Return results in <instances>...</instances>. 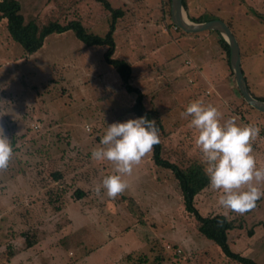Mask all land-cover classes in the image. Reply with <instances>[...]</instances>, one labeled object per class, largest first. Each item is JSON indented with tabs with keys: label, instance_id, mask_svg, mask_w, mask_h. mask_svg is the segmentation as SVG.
<instances>
[{
	"label": "rangeland",
	"instance_id": "obj_1",
	"mask_svg": "<svg viewBox=\"0 0 264 264\" xmlns=\"http://www.w3.org/2000/svg\"><path fill=\"white\" fill-rule=\"evenodd\" d=\"M18 1L23 20L40 25L55 18L61 24L79 19L89 32L103 36L111 19L93 0H65L58 9L55 0ZM197 9L188 8L187 15L220 11L225 20L231 16L226 10L240 13L242 25L250 27L249 32L244 29L247 34L259 32L251 49L264 56V0H202ZM123 10L113 32V56L132 62L133 85L145 93L147 108L159 110L168 130L162 156L180 166L197 161L204 167L195 146L198 130L190 126V118L180 116L190 102L203 99L220 110L222 122L236 113L240 125L261 128L253 154L264 164V155L256 153L259 142L264 146V115L241 103L236 86L237 96H220L195 79L197 54L213 55L216 33L204 38L206 31L189 35L174 30L163 12L165 4L158 12L138 3ZM105 49L84 45L69 30L48 34L37 51L24 55L0 18V127L14 151L7 170L0 171V264H152L157 259L159 264H239L198 233L172 173L154 166L150 154L125 177L129 187L122 195L111 199L106 190L96 195L95 186L114 173V165L93 160L91 151L100 146L108 125L137 118L128 111L131 95L103 60ZM213 65L223 64L217 58ZM76 188L85 192L80 199L73 196ZM132 195L140 214L122 198ZM218 197L208 185L195 196L194 205L201 215L223 214ZM228 217L243 226L227 233L231 250L264 264V197L253 210L229 212ZM251 225L254 233L248 236ZM22 234L39 243L26 249ZM127 254L132 261L125 260ZM143 256L146 263L134 261Z\"/></svg>",
	"mask_w": 264,
	"mask_h": 264
},
{
	"label": "clouds",
	"instance_id": "obj_2",
	"mask_svg": "<svg viewBox=\"0 0 264 264\" xmlns=\"http://www.w3.org/2000/svg\"><path fill=\"white\" fill-rule=\"evenodd\" d=\"M198 130L195 146L201 153L204 174L211 189L219 193L218 205L228 213L243 215L257 206L264 197V164H259L254 143L261 128L254 124L240 125L236 117L222 122L223 114L203 99L190 102L180 113ZM160 143V130L155 119L141 116L108 125L100 138V146L91 151L95 161L114 165V173L106 175L94 191L102 190L111 199L122 195L129 187L131 176L144 157ZM14 151L9 138L0 127V171H6Z\"/></svg>",
	"mask_w": 264,
	"mask_h": 264
},
{
	"label": "trees",
	"instance_id": "obj_3",
	"mask_svg": "<svg viewBox=\"0 0 264 264\" xmlns=\"http://www.w3.org/2000/svg\"><path fill=\"white\" fill-rule=\"evenodd\" d=\"M55 1H57L56 5L58 9L62 5L61 2H64L65 0ZM93 1L98 4H101V6L106 11H108L111 18L108 30L103 36L89 32L87 28L82 25L79 19H71L63 24L58 22V18L51 19L43 25H40L36 20H29L25 22L22 16L19 14L20 5L18 0H0V18L5 19L6 29L11 39L22 46L24 55L31 54L37 51L42 46L43 40L48 34L61 33L69 30L74 33L75 37L78 40H80L84 45L88 47H105L106 49L103 53V60L115 71L116 75L118 76L121 82V87L125 90V92L131 95L132 103L128 111L130 113H133L137 118L146 115L148 119L156 120V124L160 130V143L154 146L153 151L150 153V158L154 166L168 169L172 173L179 189L184 210L195 218L196 229L198 233L215 243L221 250L222 254L228 259H231L239 264H258L251 258L243 256L240 253L231 250V248L229 247L227 241V233L231 230L242 228L243 226L242 224L238 223L239 221H236L234 218L230 217L225 218V216L221 213L201 215L196 206L194 205L195 196L201 193L209 185V179L204 174L203 165L200 162L193 161L187 164L186 166H180L175 162V160H170L169 158H164L162 156L161 153L164 146L163 139L168 133V130L165 129L162 123L159 110L156 107L147 108L145 104V93H143L142 90L133 85L134 78L132 75L131 62L128 61L126 58L113 56L115 50V40L113 32L115 30L117 20L122 18L125 10H123L122 8L112 7L108 0ZM164 4L166 5V10H164L163 12L166 13L169 19V24L170 26H172L174 24L171 22L169 16L170 0H165ZM183 6L186 9L185 0H183ZM188 17L194 22H202L207 20L204 15H189ZM174 30L181 31V29L177 27ZM211 32H215L218 36V46L224 53L228 74L232 76V72L229 66V46L219 34V32ZM181 33L185 32L181 31ZM187 63L188 61L186 62V64ZM236 92L238 93V98L239 100H241V103L245 104L238 90ZM253 96L260 100H264V96H257L255 94H253ZM245 105L248 106V104ZM248 107L251 108L250 106ZM256 112L264 115V113L262 112ZM53 176L55 179L59 177L57 173H54ZM84 195L85 192L82 189L76 188L74 190L73 196L75 197V199H80ZM122 198L124 200H127L126 204L129 207L133 206L134 211H137L138 209L141 211V209L137 207V203L133 200L132 197L129 198L122 196ZM128 211L130 214H133L130 208H128ZM140 211L137 212L140 214ZM139 223L142 222L140 221ZM253 227L254 226L251 225L250 228H248V236L253 235ZM21 236L24 237L23 242L26 249L31 248L37 243L36 240H29L26 234H22ZM10 256L12 257V253H10ZM124 258L127 261H132V256L130 254H127ZM134 261L146 263L148 260L145 256H143L138 257L137 260L135 259ZM159 261L160 259H157V263L152 264H159Z\"/></svg>",
	"mask_w": 264,
	"mask_h": 264
},
{
	"label": "crops",
	"instance_id": "obj_4",
	"mask_svg": "<svg viewBox=\"0 0 264 264\" xmlns=\"http://www.w3.org/2000/svg\"><path fill=\"white\" fill-rule=\"evenodd\" d=\"M201 1L202 0H185L186 10H188V8L193 12L196 10H199V9H197V6H198V4H200ZM162 2H163V0H117V4H112L111 2H110V4L112 7L117 6V8L130 10V8L133 5H136V3H138V4L142 5L144 7V10H146V11L158 12L160 7H161V9L164 7L165 2L164 3H162ZM217 2L219 3V1H217ZM212 3L218 4V3H216V1L211 2V4ZM206 5H207V3H206ZM220 6H221V4H220ZM238 7H240V5H238ZM114 8H116V7H114ZM199 8H202L203 10H205L204 7H202V6ZM226 11H227L226 13H231V16L229 14V17L226 18L231 23L226 22V19L224 20L225 16L218 15V13H220V11H217V13H216L217 15H210V13L208 12L206 14V18H207V20L212 19V18L222 19L230 27V29H231L232 33L235 35V37L238 41L239 47H240L241 66H242V70H243V74H244L247 86H248L250 92H252L253 94H255L257 96H263L262 92L264 91V87H263V85H264V81H263V79H264V56L262 54V51L251 49V47H253L251 43L252 42L257 43V41H258V39H257V41L255 40L256 39L255 37L257 36V33H259V32L254 30V33H255L254 35H248L244 29H246L249 32L250 27H246L245 24L242 25L243 20L239 16L240 13H238V12L236 13V11H234V10H231V11L226 10ZM200 15H204V14H200ZM159 17H161V16H159ZM229 23L231 25H229ZM163 30H165V29H163ZM116 31H117V23H116V27H115L114 32H116ZM204 33L205 34L203 37L206 38L209 36L208 33H211V31H206ZM250 33H252V29H251ZM217 40H218V36L216 34L215 36L212 37L213 44L216 45V48L213 52V55H209V54H203V55L200 54L199 55V54H197V57H196L197 58V66L196 67H197V72H198L199 76L195 77V79L198 80V82H200L201 84H204L205 87H208V88L211 87L212 90L214 91L213 93H216L217 95L224 96V95H226V92H230L231 95L237 96V94L235 93V90H234V87H235L234 79L232 76H230L228 74L227 64H226V61L224 58V53L221 50V48L218 46ZM125 42H126V40H125ZM116 47H117V43L115 42V49H116ZM217 58L222 62L223 65H220V67L213 65L214 67L211 68V62ZM127 60L130 61L129 59H127ZM131 65H132V62H131ZM200 66H205L206 68H203ZM133 69L134 68L132 65V75L134 78V70ZM99 75L102 76L103 74H99ZM134 80H135V78H134ZM116 82L121 84L120 80H116ZM133 83H134V81H133ZM235 89H236V87H235ZM236 91H237V89H236ZM233 117L237 118V123L239 124V120L241 119V116H239L238 114L235 113V114H233ZM250 117L252 118L253 116L248 114L247 118H250ZM260 117H262L264 119V117L262 115ZM261 139H264V137H261L260 140ZM258 145H261V146H258L256 153L257 154L260 153L263 156L264 155L263 143L259 142ZM131 197L133 198L134 201L137 200L136 196H135L136 198L133 195ZM38 243L39 242H37V244Z\"/></svg>",
	"mask_w": 264,
	"mask_h": 264
},
{
	"label": "water",
	"instance_id": "obj_5",
	"mask_svg": "<svg viewBox=\"0 0 264 264\" xmlns=\"http://www.w3.org/2000/svg\"><path fill=\"white\" fill-rule=\"evenodd\" d=\"M169 16L171 22L185 33L219 32L229 46V66L238 92L250 107L264 113V100L254 97L247 86L241 66L240 47L230 27L219 18H212L202 22L190 20L183 6V0H170Z\"/></svg>",
	"mask_w": 264,
	"mask_h": 264
},
{
	"label": "built area",
	"instance_id": "obj_6",
	"mask_svg": "<svg viewBox=\"0 0 264 264\" xmlns=\"http://www.w3.org/2000/svg\"><path fill=\"white\" fill-rule=\"evenodd\" d=\"M177 26L173 25V29H176Z\"/></svg>",
	"mask_w": 264,
	"mask_h": 264
},
{
	"label": "bare ground",
	"instance_id": "obj_7",
	"mask_svg": "<svg viewBox=\"0 0 264 264\" xmlns=\"http://www.w3.org/2000/svg\"><path fill=\"white\" fill-rule=\"evenodd\" d=\"M178 28V27H177Z\"/></svg>",
	"mask_w": 264,
	"mask_h": 264
}]
</instances>
